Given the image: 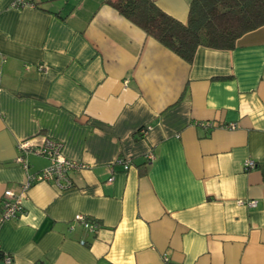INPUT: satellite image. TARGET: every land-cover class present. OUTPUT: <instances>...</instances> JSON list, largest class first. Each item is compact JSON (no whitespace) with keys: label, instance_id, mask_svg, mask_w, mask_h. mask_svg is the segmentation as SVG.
Segmentation results:
<instances>
[{"label":"crops","instance_id":"0c3cea01","mask_svg":"<svg viewBox=\"0 0 264 264\" xmlns=\"http://www.w3.org/2000/svg\"><path fill=\"white\" fill-rule=\"evenodd\" d=\"M23 1L0 0L10 264H264V26L232 49L199 47L189 63L108 0ZM153 1L186 20L191 0ZM45 138L87 167L68 173L71 188L23 192L50 160L29 149L25 171L19 142ZM6 189L23 194L22 211L1 220Z\"/></svg>","mask_w":264,"mask_h":264},{"label":"trees","instance_id":"16d2710c","mask_svg":"<svg viewBox=\"0 0 264 264\" xmlns=\"http://www.w3.org/2000/svg\"><path fill=\"white\" fill-rule=\"evenodd\" d=\"M108 2L189 63L199 47L232 49L242 35L264 26V0H191L185 21L169 15L153 0Z\"/></svg>","mask_w":264,"mask_h":264},{"label":"built area","instance_id":"2783aa9c","mask_svg":"<svg viewBox=\"0 0 264 264\" xmlns=\"http://www.w3.org/2000/svg\"><path fill=\"white\" fill-rule=\"evenodd\" d=\"M24 3L23 0H15V5L22 6ZM235 124H231V128H234ZM19 147L21 150V155L17 157V161L22 165L25 171H28V163L26 161V153L27 150L31 149L34 153L46 157L50 160V165L40 171L35 173H28L26 176L25 184L23 185V192L34 182L46 181L52 182L60 189H67L72 187L71 179L68 176V173L72 170L81 171L87 167V164L81 161L72 160L66 158L62 152L61 147L62 144L59 141L45 138L42 143L34 146L31 143V140H23L19 142ZM148 159H153V154L149 153L147 155ZM118 162H122L125 169L129 168V162L123 161L119 159ZM256 166V162L250 159H247L244 162V167L246 168H254ZM112 180V177L109 178V181ZM23 194L16 195L10 189H6L3 192V197L1 199V220H9L17 217L20 214L21 210V199ZM237 203L240 205H248L250 207L256 206L255 200H237ZM74 221L80 222L84 229L90 232H94L98 225L94 220H90L85 217L83 214H76L73 218ZM84 243V241H81ZM0 259L5 264H10L13 260L11 255L5 254L0 249ZM40 264V263H35Z\"/></svg>","mask_w":264,"mask_h":264}]
</instances>
